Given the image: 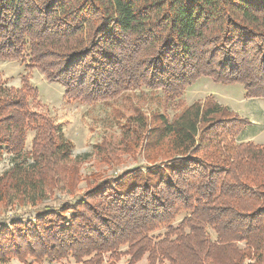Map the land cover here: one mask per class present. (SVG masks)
<instances>
[{
    "label": "trees",
    "instance_id": "obj_1",
    "mask_svg": "<svg viewBox=\"0 0 264 264\" xmlns=\"http://www.w3.org/2000/svg\"><path fill=\"white\" fill-rule=\"evenodd\" d=\"M24 54L67 101L145 88L174 102L203 77L264 99V0H0V61ZM21 79L19 91L0 88V159L16 154L0 207L74 193L81 176L72 144L30 110L35 92ZM138 117L122 126L124 149L167 160L31 222L0 224V264H264V145L240 140L248 121L210 99L171 119ZM27 129L36 134L24 158Z\"/></svg>",
    "mask_w": 264,
    "mask_h": 264
},
{
    "label": "rangeland",
    "instance_id": "obj_2",
    "mask_svg": "<svg viewBox=\"0 0 264 264\" xmlns=\"http://www.w3.org/2000/svg\"><path fill=\"white\" fill-rule=\"evenodd\" d=\"M27 54L15 62L0 61V88L6 91H19L23 88L22 77L28 80V85L35 92L28 97L29 108L32 112L43 114L58 128L63 140L72 144V158L78 160L81 166L80 181L74 193L53 190L46 193L41 202L30 201L7 203L0 207V224L8 225L12 221L31 222L44 208L58 209L65 204L71 205L85 195L90 187L102 183L113 187L112 181L121 179L124 174L135 170L146 171L152 165L167 160L162 150H144L143 147H129L130 138L122 137V126L127 119L138 123L139 113L150 120L154 114L171 119L184 107L195 102L210 99L226 107L232 114L248 121L249 125L240 136L242 141L264 145V99H248L245 97L243 86L215 84L208 78H200L193 86L186 89L176 101L166 102L161 91L131 88L108 102L83 104L77 101H67L64 88L59 83L47 81L44 75L35 68L28 69ZM179 105L177 104L178 102ZM36 131L26 130L22 153L32 150ZM123 138V139H122ZM139 143V140L137 141ZM142 146V145H141ZM130 148V147H129ZM17 161L23 159L18 153ZM115 156L113 159L112 156ZM111 156L109 162L105 158ZM16 154L3 150L0 159V176L9 171V160L15 159ZM181 216L175 221L179 222ZM108 257L105 256L104 260ZM123 257L116 264H125ZM8 264H18L15 260ZM49 264V263H46ZM60 264H75L73 261ZM245 264H250L249 261Z\"/></svg>",
    "mask_w": 264,
    "mask_h": 264
},
{
    "label": "built area",
    "instance_id": "obj_3",
    "mask_svg": "<svg viewBox=\"0 0 264 264\" xmlns=\"http://www.w3.org/2000/svg\"><path fill=\"white\" fill-rule=\"evenodd\" d=\"M11 159H12V158H11ZM11 159L9 160V161H10V162H9V164H10V167H11V163H12V162H11Z\"/></svg>",
    "mask_w": 264,
    "mask_h": 264
},
{
    "label": "crops",
    "instance_id": "obj_4",
    "mask_svg": "<svg viewBox=\"0 0 264 264\" xmlns=\"http://www.w3.org/2000/svg\"><path fill=\"white\" fill-rule=\"evenodd\" d=\"M17 262V261H16ZM18 263V262H17ZM19 264V263H18ZM43 264H46V263H43Z\"/></svg>",
    "mask_w": 264,
    "mask_h": 264
}]
</instances>
